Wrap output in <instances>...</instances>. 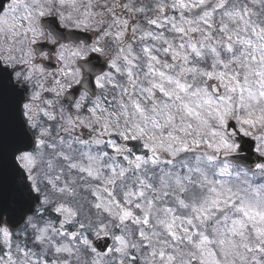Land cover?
I'll use <instances>...</instances> for the list:
<instances>
[{
	"label": "snow or ice",
	"instance_id": "1",
	"mask_svg": "<svg viewBox=\"0 0 264 264\" xmlns=\"http://www.w3.org/2000/svg\"><path fill=\"white\" fill-rule=\"evenodd\" d=\"M0 264H264V0H0Z\"/></svg>",
	"mask_w": 264,
	"mask_h": 264
},
{
	"label": "flooded vegetation",
	"instance_id": "2",
	"mask_svg": "<svg viewBox=\"0 0 264 264\" xmlns=\"http://www.w3.org/2000/svg\"><path fill=\"white\" fill-rule=\"evenodd\" d=\"M5 7H6V5H5Z\"/></svg>",
	"mask_w": 264,
	"mask_h": 264
}]
</instances>
